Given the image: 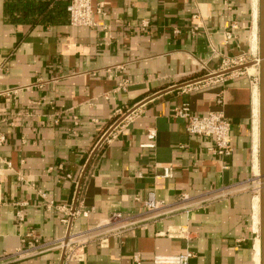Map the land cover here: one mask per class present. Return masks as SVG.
I'll return each mask as SVG.
<instances>
[{
	"label": "crops",
	"instance_id": "0c3cea01",
	"mask_svg": "<svg viewBox=\"0 0 264 264\" xmlns=\"http://www.w3.org/2000/svg\"><path fill=\"white\" fill-rule=\"evenodd\" d=\"M28 1L47 12L25 18ZM69 1L0 0V264H62L71 223L87 239L70 264H257L260 90L251 67L223 73L259 57V0H93L91 27ZM184 103L225 113L230 156L188 133Z\"/></svg>",
	"mask_w": 264,
	"mask_h": 264
},
{
	"label": "built area",
	"instance_id": "2783aa9c",
	"mask_svg": "<svg viewBox=\"0 0 264 264\" xmlns=\"http://www.w3.org/2000/svg\"><path fill=\"white\" fill-rule=\"evenodd\" d=\"M67 12L69 14L70 24L74 27H91L94 26L93 14V0H70L67 5ZM146 26V25H143ZM227 38L230 39L231 35L227 34ZM239 66L235 61H225L224 67L225 72L234 69ZM253 86L260 90V75L257 74L253 81ZM175 117L179 119H184L187 122V131L191 136H197L203 139H208L212 141L213 146L210 148V151L219 157H228L232 154L233 148L231 146V122L227 119L223 111H214L210 112L207 115H195L192 113L190 105L184 103L182 106L178 107L175 110ZM77 124V123H76ZM155 139L156 133L150 131L148 133V143L143 145L144 148H155ZM5 141V137L0 134V146ZM9 164V163H8ZM163 177L170 178L172 177V168L164 167ZM68 179H71V175H66ZM186 197L183 196L182 199ZM165 206L163 201H159L155 198L153 194L150 195L147 201L144 202V207L148 211H156ZM84 215L88 216V212L80 213V211H71L69 212V217L73 220L76 217ZM18 218L23 219V215L18 213ZM68 223V219L64 220ZM113 223H122V224H132L130 218L124 217L122 214H114L112 217ZM72 226L69 231V235L66 241L62 242V247L65 249L64 259L62 264H70L74 261L82 260L83 253V244L85 243L84 239L86 236L83 235H72L71 232ZM177 236H183L187 234V231L183 228H178L175 230ZM84 241V243H83ZM26 245L32 247L34 243L32 241H23ZM21 252L18 253L20 255ZM193 253L188 251L179 255H160L156 254L151 259V264H190V260L193 258ZM136 263L141 264L142 260L139 255L134 256Z\"/></svg>",
	"mask_w": 264,
	"mask_h": 264
},
{
	"label": "water",
	"instance_id": "95a60500",
	"mask_svg": "<svg viewBox=\"0 0 264 264\" xmlns=\"http://www.w3.org/2000/svg\"><path fill=\"white\" fill-rule=\"evenodd\" d=\"M259 48L260 60L226 71L227 75L252 66L260 65V180L261 189V264H264V0H259ZM86 172V170H85ZM84 172V174H85ZM84 178V177H83ZM83 180V179H82ZM81 180V182H82ZM72 223L70 225V228Z\"/></svg>",
	"mask_w": 264,
	"mask_h": 264
},
{
	"label": "bare ground",
	"instance_id": "6f19581e",
	"mask_svg": "<svg viewBox=\"0 0 264 264\" xmlns=\"http://www.w3.org/2000/svg\"><path fill=\"white\" fill-rule=\"evenodd\" d=\"M255 45H257V41L255 43V40L253 42V49H255ZM250 70L252 72L255 73L256 69L254 67H251ZM258 74V73H257ZM260 100V98H259ZM258 102V101H257ZM259 181L257 182V194H256V198H255V209H256V219H255V222H256V230H257V225L258 223H260V218H259V203H260V208H261V189H262V182L260 180V176H259ZM256 251H257V255H256V263L257 264H261V240H258L257 241V244H256Z\"/></svg>",
	"mask_w": 264,
	"mask_h": 264
},
{
	"label": "trees",
	"instance_id": "16d2710c",
	"mask_svg": "<svg viewBox=\"0 0 264 264\" xmlns=\"http://www.w3.org/2000/svg\"><path fill=\"white\" fill-rule=\"evenodd\" d=\"M5 9H6V12L9 13L12 17L14 15L15 11L18 10V12H19L18 7L14 6V5H10L9 3H6ZM23 9H25V12H24L25 18L32 15L33 13L36 14V12L41 13V14H44L47 12L41 6L37 7L36 5H34L33 3L29 2V1L26 2V5H24ZM62 12H63V16L65 17V13H67V8H66L65 4L62 6Z\"/></svg>",
	"mask_w": 264,
	"mask_h": 264
},
{
	"label": "rangeland",
	"instance_id": "374dc122",
	"mask_svg": "<svg viewBox=\"0 0 264 264\" xmlns=\"http://www.w3.org/2000/svg\"><path fill=\"white\" fill-rule=\"evenodd\" d=\"M259 60H260V53H259V57L256 59V61H258L259 62ZM254 68H255V66H254ZM256 71H255V75H257V73L260 75V65L258 64V65H256ZM252 72V71H251ZM259 181V180H258ZM257 190V186H256V189H255V191ZM256 194H257V191H256ZM261 197V196H260ZM260 208V207H259Z\"/></svg>",
	"mask_w": 264,
	"mask_h": 264
}]
</instances>
